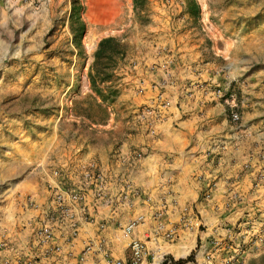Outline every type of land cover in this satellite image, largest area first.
<instances>
[{"label": "rangeland", "instance_id": "1", "mask_svg": "<svg viewBox=\"0 0 264 264\" xmlns=\"http://www.w3.org/2000/svg\"><path fill=\"white\" fill-rule=\"evenodd\" d=\"M192 1L195 15L186 0H0V242L2 222H13L22 202L34 203L40 170L48 181L57 168L62 183V170L82 149L81 138L109 135L125 118L117 104L143 91L137 83L128 87L134 54L164 43L176 56L188 42L221 70H238L227 89L217 85V99L258 148L241 164L252 170L249 189L243 193L234 184L227 195L232 206H211L219 219L215 214L205 223L201 209L187 205L178 220H155L149 263L178 264L158 236L171 243L179 228L195 227L200 236L183 258L191 257L179 264H264V134L255 139L253 119L240 118L246 110L264 122V0ZM75 19L83 23L78 47L70 31ZM108 37L107 48L95 57L99 41ZM164 100L151 98L135 115L149 124L169 104Z\"/></svg>", "mask_w": 264, "mask_h": 264}, {"label": "crops", "instance_id": "2", "mask_svg": "<svg viewBox=\"0 0 264 264\" xmlns=\"http://www.w3.org/2000/svg\"><path fill=\"white\" fill-rule=\"evenodd\" d=\"M158 44L132 57L134 71L127 77L128 87L137 83L143 91L128 102L117 104L125 118L118 120L109 135L81 138L78 147L82 149L62 170L66 179L60 183L61 187L81 190L84 196L82 202L72 205L74 221L78 224L75 238L65 242L66 225L55 224L60 254H46L36 244L33 231L51 207V194L40 170V180L32 187L36 193L34 203L22 202V213L13 222H2L4 248L8 249L0 251V264L14 261V264H78L76 256L86 245L89 248L83 254L84 264H105L107 259L132 264L128 239L145 241L146 251L135 264H150L147 255L151 241L145 236L152 234L155 220L161 216L166 223L176 217L178 220L182 206L195 205L204 213V222L209 224L215 214L218 219L220 215V211L214 214L211 206L233 205L227 195L234 184L243 193L249 189L252 170H242L241 164L246 158L252 159L258 147L249 144L248 137H244L246 129L241 124H232L226 102L217 99V85L227 89L238 70H221L214 58L197 53L188 42L180 44L182 52L176 56L168 45ZM157 96L169 104L146 124L135 112L140 104ZM254 116L252 111L243 110L240 118L246 123L249 118L253 119L249 125L258 139L264 134V122ZM136 151L141 152L138 159L131 155ZM89 163H95L105 176L103 200L93 199L91 182H83L82 166ZM125 181L130 183L128 205L121 198ZM206 191L208 199L202 197ZM171 199L174 205L169 203ZM138 216L142 221L124 237L121 228ZM194 228H179L178 238L171 243L159 235L164 252L183 258L194 250L196 238L200 236Z\"/></svg>", "mask_w": 264, "mask_h": 264}, {"label": "built area", "instance_id": "3", "mask_svg": "<svg viewBox=\"0 0 264 264\" xmlns=\"http://www.w3.org/2000/svg\"><path fill=\"white\" fill-rule=\"evenodd\" d=\"M167 105L164 103L163 106ZM150 110L146 109V113ZM132 158H138L141 156L139 151L131 153ZM122 159V158H121ZM120 159V161H121ZM82 179L84 183L91 182V196L95 200H103L105 199V176L101 172L95 163H89L87 166H82ZM60 173L57 168H52L49 171L48 181L46 187L49 189L51 194V207L43 213L42 218L38 221L37 227L33 231V235L35 236L36 244L43 247L44 252L46 254H60L61 252V244L57 242L54 233V225L61 224V226L66 225L68 229L67 238H64L65 242H70L75 238L78 232V224L74 221V213L72 205L83 201V193L81 190H69L67 188H63L59 182ZM124 189L121 191V198L124 199L129 204V194L130 183L127 181L124 182ZM137 194V192L135 193ZM108 201V200H106ZM85 214L82 215V218ZM140 217H136L133 219H129L121 228V234L124 237H128L132 228L135 226L137 219ZM99 227H102L100 224ZM148 238V235L145 236ZM4 242H0V249H3ZM89 248V245H86L83 250L79 253L76 261L78 264H84L83 254ZM127 248L129 251V259L132 264H135L140 257L145 253L146 246L144 240L139 239H128ZM105 264H126L118 259H107Z\"/></svg>", "mask_w": 264, "mask_h": 264}, {"label": "trees", "instance_id": "4", "mask_svg": "<svg viewBox=\"0 0 264 264\" xmlns=\"http://www.w3.org/2000/svg\"><path fill=\"white\" fill-rule=\"evenodd\" d=\"M186 8L190 14L195 15L196 5L194 4V2L192 0H186ZM70 31L73 34L74 44L76 45V47H78V38L83 31V23L80 22L79 20L75 19L74 24H72V25L70 24ZM110 41H111V38H109V37L104 38V39L99 41L97 49L94 53L95 57H98L99 55H101L103 53V51L107 48V44H109ZM190 257L191 256L188 255L186 258L177 259L175 261V263H178V264L183 263V262L189 260ZM161 264H163V262Z\"/></svg>", "mask_w": 264, "mask_h": 264}]
</instances>
